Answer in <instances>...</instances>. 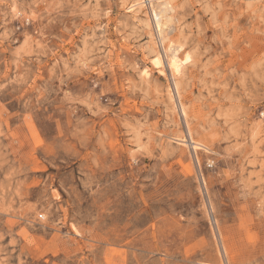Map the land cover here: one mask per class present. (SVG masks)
Masks as SVG:
<instances>
[{"label": "rangeland", "instance_id": "1", "mask_svg": "<svg viewBox=\"0 0 264 264\" xmlns=\"http://www.w3.org/2000/svg\"><path fill=\"white\" fill-rule=\"evenodd\" d=\"M0 264H264V0H0Z\"/></svg>", "mask_w": 264, "mask_h": 264}, {"label": "bare ground", "instance_id": "2", "mask_svg": "<svg viewBox=\"0 0 264 264\" xmlns=\"http://www.w3.org/2000/svg\"><path fill=\"white\" fill-rule=\"evenodd\" d=\"M152 1V0H151ZM167 2H169V1H167ZM141 3H143V2H141ZM140 3V4H141ZM155 3V2H154ZM165 3V2H164ZM139 4V3H138ZM159 4V3H158ZM157 4V5H158ZM169 4V3H168ZM167 4V5H168ZM137 5V4H136ZM156 5V6H157ZM163 4H161V6H162ZM166 5V4H165ZM166 5V6H167ZM170 5V4H169ZM170 7V6H169ZM157 8H159V7H157ZM164 9H165V7H163ZM155 17H156V23H157V26L158 27H160L161 26V24H162V22H161V16H160V11L159 12H156L155 13ZM165 17V16H164ZM169 22V21H168ZM166 26V25H165ZM164 32H166V31H164ZM170 32V31H169ZM181 47V46H180ZM178 49V48H177ZM177 49H173V51H171L170 53H171V57H170V59H169V66H170V68H171V70H172V73L173 74H177V73H179L180 71H181V68H182V66H183V64H184V62H185V60L184 59H182V58H180V56H179V53H178V51L179 50H177ZM183 50V49H182ZM157 53V52H156ZM157 56V55H156ZM187 58H189V56H187ZM187 58H186V60H187ZM157 59H158V62L160 63L161 62V59H160V57H157ZM175 82V81H174ZM182 113H183V111H182ZM196 142V141H195ZM192 143V142H191ZM193 144V143H192ZM198 145H197V143H195V147H197Z\"/></svg>", "mask_w": 264, "mask_h": 264}]
</instances>
